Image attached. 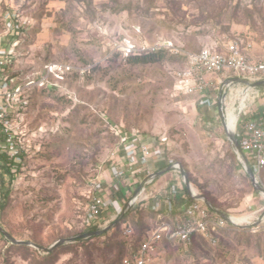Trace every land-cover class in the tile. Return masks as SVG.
Wrapping results in <instances>:
<instances>
[{
	"label": "rangeland",
	"instance_id": "374dc122",
	"mask_svg": "<svg viewBox=\"0 0 264 264\" xmlns=\"http://www.w3.org/2000/svg\"><path fill=\"white\" fill-rule=\"evenodd\" d=\"M11 19L15 31L8 27ZM0 36L13 54L11 76L37 75L52 63L73 67L60 87L31 94L28 154L14 176H4L9 199L0 205V225L15 239L49 248L90 232L87 183L115 145L110 123L158 138L165 166L157 172L180 164L193 191L244 220L216 247L163 244L155 264H264V195L246 178L217 119V101L211 109L201 107L197 97L178 91L183 60L162 53L158 61L134 63L112 47L123 38L167 39L199 51L244 38L262 52L264 0H0ZM258 90L247 102L253 111L264 110V87ZM240 92V86L229 90L228 111L238 109ZM171 185L184 188L177 169L158 176L146 195L159 198ZM137 208L123 217L134 231L131 238L122 223L46 253L12 246L0 235V264H120L119 253L126 254L130 240L140 239L156 220L149 207Z\"/></svg>",
	"mask_w": 264,
	"mask_h": 264
},
{
	"label": "built area",
	"instance_id": "2783aa9c",
	"mask_svg": "<svg viewBox=\"0 0 264 264\" xmlns=\"http://www.w3.org/2000/svg\"><path fill=\"white\" fill-rule=\"evenodd\" d=\"M8 27L12 31L17 29L13 19ZM7 43L0 36V157L4 156L8 164H13L11 171L15 173L28 154L26 117L32 92L60 87L73 67L52 63L37 75L22 79L11 76L8 69L13 54ZM112 47L126 58L163 53L183 60L185 66L177 73L178 91L185 96L197 97L199 105L205 108L211 109L216 101L217 105L222 101L226 120L229 90L240 86L241 92L236 97L238 109L231 111L236 117L233 132L256 179L264 187V110H250L247 103L252 95L254 99L258 96L259 90L235 82L236 78L249 83L264 80V51L256 52L255 43L244 38L199 51L188 50L167 39L137 43L131 38H123L112 42ZM225 91L227 94L223 98ZM217 119L220 121L219 112ZM108 127L116 142L98 174L87 183L85 224L88 228L108 227L111 221L114 224L120 220L125 212L122 210L124 205L125 209L129 205L130 209L147 206L156 217L141 241L130 240L121 264H155L164 241L188 248L194 238L200 237L211 247H216L226 232L238 226L233 219L230 223L210 210L202 200L195 198L196 193L189 194L179 186H169L163 196L154 197L150 202L146 189L152 182L144 186L142 182L152 174V162L165 160L160 140L137 129L110 123ZM120 202L122 207L117 206ZM123 231L129 238L134 235L125 223Z\"/></svg>",
	"mask_w": 264,
	"mask_h": 264
},
{
	"label": "water",
	"instance_id": "95a60500",
	"mask_svg": "<svg viewBox=\"0 0 264 264\" xmlns=\"http://www.w3.org/2000/svg\"><path fill=\"white\" fill-rule=\"evenodd\" d=\"M235 82H237L239 84H242V85L250 86V87H260V86H263L264 85V80L259 81V82H256V83H249V82H247L244 79L236 78L235 79ZM226 94L227 93L225 91L224 94H223V98L226 96ZM219 116H220L221 124H222V126H223V128L225 130L227 139L231 142L232 146L234 147V150H235V153L237 154V156L239 154V156H238L239 161L242 164V166H243L246 174L248 175V177L250 179V182H251L253 188L256 191H258L259 193H261V194L264 195V187L256 179V177H255V175L253 173V170H252L250 164L248 163L245 155L241 152L240 147H239L238 140H237V138H236L233 130L230 131L227 128L226 113H225V109L223 107L222 101L219 103ZM176 169L181 174V176H182V178L184 180V184H185L186 189H187V191H188L189 194L196 193L195 194V198L196 199L202 200L205 203V205L210 210H212L213 212H215L216 214H218L219 216H221L222 218H224L226 221L232 223V217L229 214L223 212L222 210H220L219 208H217L216 206H214L210 202V200L208 198H206L205 196L200 195L197 192L193 191V186H192V184L190 183V181L188 179V175H187L186 171L184 170V168L180 164H171V165H168L165 168H163L162 170L148 175L143 180L142 186L147 185V184L153 182L158 176L164 175V174H166V173H168L170 171H174ZM130 207H131V205H129V206L126 207L125 212L122 214L120 220L130 210ZM120 220L117 221V222H115L111 226H108V227L103 228L101 230L90 231V232H86V233H83V234H80V235H77V236H74V237L60 239L55 244H53L52 246H50L49 248H44V247H42V246H40V245H38V244H36L34 242H31V241H20V240H17L9 232H7L1 225H0V233H2L3 236L9 242H11L14 245L30 246V247H34V248H36L38 250H41L43 252L50 253L54 249H56V248H58V247H60V246H62L64 244L71 243V242H75V241H77L79 239H85V238H92V237L101 236V235L105 234L107 231H109L110 229L114 228L120 222Z\"/></svg>",
	"mask_w": 264,
	"mask_h": 264
},
{
	"label": "trees",
	"instance_id": "16d2710c",
	"mask_svg": "<svg viewBox=\"0 0 264 264\" xmlns=\"http://www.w3.org/2000/svg\"><path fill=\"white\" fill-rule=\"evenodd\" d=\"M125 10V8H122V9H120L119 11H124ZM162 58V55L161 54H152V55H147V56H137V57H130V58H128L130 61H132V62H134V63H147V62H152V61H158V60H160ZM260 87H264V85L263 86H260ZM260 87H258V88H260ZM12 165L13 164H8V162H7V160H6V158L4 157V156H1L0 157V205H1V207H4L5 205H6V203H7V200L9 199V187H8V185H6V183L4 182V180H3V178H4V176L5 175H10L11 177L12 176H14V174L15 173H12V171H11V168H12ZM168 166V165H167ZM20 169H18L17 170V172L19 171ZM16 172V173H17ZM246 178L248 179L249 177H248V175H246ZM184 191H186L187 192V189H186V186L184 185ZM214 205L217 207V208H219L220 210H222L221 209V207L220 206H218L217 204H215L214 203ZM140 207V206H139ZM138 208L137 207H133V208H131L128 212H127V214H126V216L125 217H127L130 213H133L134 211L135 212H139L140 210H137ZM141 209V208H140ZM223 212H225V213H227L226 211H224V210H222ZM228 214V213H227ZM123 220H124V218H123ZM123 220L121 221V222H119L117 225H116V229H119L118 227H119V225L120 224H122V223H124L123 222ZM90 229V231H95V230H98L99 228H89ZM226 234H229V232H226L225 233V235ZM0 235H1V237L4 239V240H6L7 241V243H9V244H11L12 246L14 245V244H12L11 242H9L4 236H3V234L2 233H0ZM144 235H145V233L142 235V237H140V239H137L138 241H141L142 239H143V237H144ZM94 238H96V237H92V238H85V239H79V240H77L76 242H84V241H87V240H90V239H94ZM222 239H223V237L220 239V241H219V244L221 243V241H222ZM170 244V242H168V241H164V245L165 246H168ZM218 244V245H219ZM199 245H201V246H203V245H207V246H210L205 240H203L202 238H200V237H197V238H194V241H193V244L189 247V249H194V248H196L197 246H199ZM19 246H21V245H19ZM22 248H25V249H27L28 247L27 246H21ZM200 247V246H199ZM124 252H120L119 253V256H118V259H119V261H120V264H121V260H122V258H123V256H124ZM47 255H50V254H47Z\"/></svg>",
	"mask_w": 264,
	"mask_h": 264
},
{
	"label": "bare ground",
	"instance_id": "6f19581e",
	"mask_svg": "<svg viewBox=\"0 0 264 264\" xmlns=\"http://www.w3.org/2000/svg\"><path fill=\"white\" fill-rule=\"evenodd\" d=\"M226 121H227V128L230 131L233 130L235 122H236V117H235L233 112H231V111L228 112V117H227ZM232 219H233V222L236 223V224H240L241 222L244 221L243 219H239V218H236V217H232Z\"/></svg>",
	"mask_w": 264,
	"mask_h": 264
},
{
	"label": "crops",
	"instance_id": "0c3cea01",
	"mask_svg": "<svg viewBox=\"0 0 264 264\" xmlns=\"http://www.w3.org/2000/svg\"><path fill=\"white\" fill-rule=\"evenodd\" d=\"M165 166V162L163 160L161 161H156V162H152L151 165H150V173H155L157 172V170L159 168H162ZM147 188H149V186H147ZM147 190V189H146ZM152 195V193H150V196ZM149 196V195H147ZM153 200H151L150 202H152ZM118 207H122L123 206V203H118L117 204Z\"/></svg>",
	"mask_w": 264,
	"mask_h": 264
}]
</instances>
